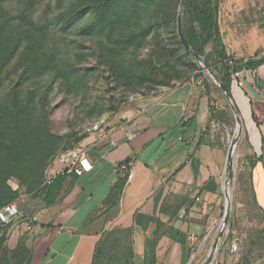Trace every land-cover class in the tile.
I'll return each instance as SVG.
<instances>
[{
    "label": "rangeland",
    "instance_id": "rangeland-1",
    "mask_svg": "<svg viewBox=\"0 0 264 264\" xmlns=\"http://www.w3.org/2000/svg\"><path fill=\"white\" fill-rule=\"evenodd\" d=\"M179 2L0 0V209L15 201L26 213L40 209L37 190L61 153L105 140L167 90L193 82L211 108L213 123L206 126L214 140L227 148L235 141V169L227 180L232 208L215 264H264V213L258 211L264 205L252 200L249 165L239 155L242 122L235 131L237 108L217 82L226 63L242 69L264 57V0L184 1L181 29L194 50L203 36L200 10L216 6L220 42L213 34L199 55L202 63L179 39ZM224 210L225 198L218 227L190 264L209 258ZM232 236L239 242L234 253L227 245ZM128 237L101 229L86 264L125 263Z\"/></svg>",
    "mask_w": 264,
    "mask_h": 264
},
{
    "label": "crops",
    "instance_id": "crops-1",
    "mask_svg": "<svg viewBox=\"0 0 264 264\" xmlns=\"http://www.w3.org/2000/svg\"><path fill=\"white\" fill-rule=\"evenodd\" d=\"M243 69L245 84L231 79L229 92L245 138L239 155L249 165L252 200L259 207L264 205V64ZM210 110L201 89L183 82L126 127L83 147L92 170L68 175L52 205L41 199L40 209L26 213L31 230L22 221L0 224V264H86L103 228L127 232L136 263L139 255L142 264H190L218 227L224 207L228 148L209 130L203 132L212 121Z\"/></svg>",
    "mask_w": 264,
    "mask_h": 264
},
{
    "label": "built area",
    "instance_id": "built-area-1",
    "mask_svg": "<svg viewBox=\"0 0 264 264\" xmlns=\"http://www.w3.org/2000/svg\"><path fill=\"white\" fill-rule=\"evenodd\" d=\"M232 63V60L229 61ZM245 70L239 69L231 74V79L236 84L242 87L245 84L246 76L244 75ZM210 123H213L210 121ZM207 131V126L203 128V132ZM113 142H111L112 144ZM230 146V144H229ZM229 149V147H228ZM128 162H122L121 170L126 173L128 171ZM93 166L90 163L87 153L83 148L77 147L68 149L60 154L55 161V166L52 173L47 176L44 184H50L53 179L62 173L67 175L82 176L83 174L90 172ZM128 177V174H127ZM22 221L27 230L32 229V219L26 212L20 207L18 202H11L0 209V224L3 226L12 224L13 222ZM229 251L234 253L238 250L239 242L236 237H230L227 241ZM134 264H137L136 262Z\"/></svg>",
    "mask_w": 264,
    "mask_h": 264
},
{
    "label": "trees",
    "instance_id": "trees-1",
    "mask_svg": "<svg viewBox=\"0 0 264 264\" xmlns=\"http://www.w3.org/2000/svg\"><path fill=\"white\" fill-rule=\"evenodd\" d=\"M215 11H216V6L213 3H209L207 5H204L200 10V14H202L201 20H202V31H203L202 35L203 36H202V38L201 37L198 38L199 48L197 50H194L195 44H193L189 40H187L183 34L186 42L189 44V46H191L193 48V51L197 55H200L203 47L207 44V42L210 40V38L212 37L213 34H214L218 44L220 42V41H218L219 40V28H218L216 19L214 17ZM219 55L221 58H225L227 55L225 52V49L222 47V45H220ZM261 64H264V57L259 58L257 61H248L245 65H243L242 68L253 70L254 68H256L257 66H259ZM239 69H241V68L237 67L235 65L229 66L227 63L225 64V70H224V74L221 78V82L224 85L226 90L229 91V88H230L231 74L233 72L239 70ZM128 161L129 160H125V162H128ZM67 177H68V175L66 173L58 174L50 184H43L37 190V196L40 199H42L43 203L46 206L52 205L55 202V200L58 197L59 192L62 188L63 182L66 180ZM229 238H228V240H229ZM124 262L125 263H123V264H134L135 260L131 258V254H130V258L128 260L126 259Z\"/></svg>",
    "mask_w": 264,
    "mask_h": 264
},
{
    "label": "water",
    "instance_id": "water-1",
    "mask_svg": "<svg viewBox=\"0 0 264 264\" xmlns=\"http://www.w3.org/2000/svg\"><path fill=\"white\" fill-rule=\"evenodd\" d=\"M184 1H185V0H180L179 5H178V14H177V33H178L179 39H180V41H181V43H182V45H183V47H184L186 53H187L189 56H191L192 58H194V60H195L196 62L202 63V60H201L200 56L197 55V54L191 49V47H190L189 44L186 42V40H185V38H184V36H183V32H182V29H181V14H182V10H183ZM208 70L211 71V68L208 67ZM212 74H213V76L216 77V75H215L213 72H212ZM216 78H217V77H216ZM217 82H218V85H219L220 89L224 92V94L226 95V97L228 98V100L232 103V100H231L230 95L228 94V92H227V90L225 89L224 85L222 84V82H221L218 78H217ZM234 114H235V117H236V120H237V126H236V128H235V131H238V130H239V124L241 123V120H240V117H239V115H238V111H237V110H234ZM233 142L235 143L234 139H232L231 144H230L229 149H228V152H227L226 179H225V182H224V187H225V188H224L225 210H226V205H227V202H226V198H227V196H226V194H225V189L228 190V188L230 187V183L227 181V180H228V175H229V173L231 172V170H234V169H235V163H236V159L234 158V157H236L235 154H233L234 156L232 155V158L230 159L231 154L233 153V148H232V150H230L231 145L233 144ZM230 200H231V201H230L231 203L228 205V210H229V212L231 211V208H232V205H231V204H232V197H231ZM225 210H224V213H225ZM227 226H228V225H227ZM227 226H226V227H225V226H221V231L219 232V234H218L216 240L214 241V243H213L211 249H213V250L216 249V250L218 251V249H219V245H220L221 240H222V238H223V235H224V233L226 232V230H227V228H228ZM140 259H141V257L138 255V256H137V260H138L137 264H142V263L140 262ZM209 259H210V258H208V260H209Z\"/></svg>",
    "mask_w": 264,
    "mask_h": 264
},
{
    "label": "bare ground",
    "instance_id": "bare-ground-1",
    "mask_svg": "<svg viewBox=\"0 0 264 264\" xmlns=\"http://www.w3.org/2000/svg\"><path fill=\"white\" fill-rule=\"evenodd\" d=\"M226 172V171H225ZM225 182V181H224ZM225 188V187H224ZM225 194L227 196L226 198V202H227V205H226V210H225V213L223 214V217H222V220H221V226H227L226 225V221H227V218H228V221H229V215H230V212L228 210V205L230 204V197H231V189L230 187L227 189H225ZM216 257H217V250H211L210 254H209V260L208 259L203 263V264H215L216 262Z\"/></svg>",
    "mask_w": 264,
    "mask_h": 264
}]
</instances>
